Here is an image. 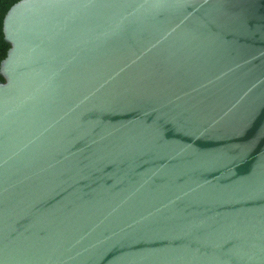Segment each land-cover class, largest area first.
Returning <instances> with one entry per match:
<instances>
[{"label": "water", "instance_id": "water-1", "mask_svg": "<svg viewBox=\"0 0 264 264\" xmlns=\"http://www.w3.org/2000/svg\"><path fill=\"white\" fill-rule=\"evenodd\" d=\"M3 32L0 264H264V0H19Z\"/></svg>", "mask_w": 264, "mask_h": 264}, {"label": "trees", "instance_id": "trees-1", "mask_svg": "<svg viewBox=\"0 0 264 264\" xmlns=\"http://www.w3.org/2000/svg\"><path fill=\"white\" fill-rule=\"evenodd\" d=\"M19 0H0V64L1 61L6 57L10 45L5 41L4 32H3V21L6 13L10 7L18 2ZM3 80V77L0 74V81Z\"/></svg>", "mask_w": 264, "mask_h": 264}]
</instances>
